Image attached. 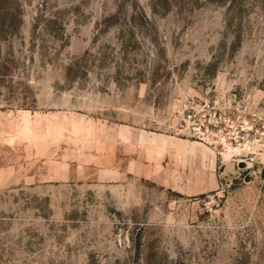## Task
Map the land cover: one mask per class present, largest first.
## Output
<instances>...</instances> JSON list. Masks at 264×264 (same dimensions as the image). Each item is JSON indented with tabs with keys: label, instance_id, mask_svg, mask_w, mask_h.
Listing matches in <instances>:
<instances>
[{
	"label": "rangeland",
	"instance_id": "1",
	"mask_svg": "<svg viewBox=\"0 0 264 264\" xmlns=\"http://www.w3.org/2000/svg\"><path fill=\"white\" fill-rule=\"evenodd\" d=\"M0 264H264V0H0Z\"/></svg>",
	"mask_w": 264,
	"mask_h": 264
},
{
	"label": "built area",
	"instance_id": "2",
	"mask_svg": "<svg viewBox=\"0 0 264 264\" xmlns=\"http://www.w3.org/2000/svg\"><path fill=\"white\" fill-rule=\"evenodd\" d=\"M188 118L191 119L192 116H191V115H188ZM193 131H194V132H200V133H201V130H200V129H199V130H196V128H193Z\"/></svg>",
	"mask_w": 264,
	"mask_h": 264
}]
</instances>
